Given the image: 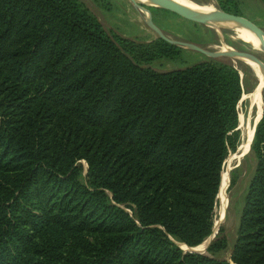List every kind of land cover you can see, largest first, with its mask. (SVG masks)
Listing matches in <instances>:
<instances>
[{
	"label": "trees",
	"instance_id": "16d2710c",
	"mask_svg": "<svg viewBox=\"0 0 264 264\" xmlns=\"http://www.w3.org/2000/svg\"><path fill=\"white\" fill-rule=\"evenodd\" d=\"M128 45L78 0H0V264H264V109L230 261L223 238L186 252L214 233L246 90L226 58L159 72Z\"/></svg>",
	"mask_w": 264,
	"mask_h": 264
},
{
	"label": "rangeland",
	"instance_id": "374dc122",
	"mask_svg": "<svg viewBox=\"0 0 264 264\" xmlns=\"http://www.w3.org/2000/svg\"><path fill=\"white\" fill-rule=\"evenodd\" d=\"M78 1L98 18L102 27L109 34L117 35L129 44L128 50L133 57H137L141 63L156 71H173L212 61L202 53L177 46H175L177 49L176 57L171 58L162 55L160 43L163 40L147 26V14L138 11L129 0ZM137 1L147 5L143 0ZM192 1L219 13L243 17L264 31V0ZM148 10L151 12L154 23L167 37L174 41L194 44L210 52L218 53H222L221 50L227 47L232 52L254 54L264 63V51L252 45L247 37L234 33V30L230 28H215L205 23L186 19L159 7L149 8ZM226 59L239 70L246 90V94L243 95L237 106L240 147L236 153L230 154L224 163L221 190L218 195V204L214 210L212 242L218 238H223L226 242L225 248L218 250L214 257L219 260L230 261L237 239L245 198L258 165V157L252 148V142L254 141L255 126L261 120L262 109H264V87L260 96L255 94L261 84L254 73V68L258 66L250 62L247 65L243 61ZM243 148L244 152H241ZM83 164L86 169L87 165ZM233 172H235L237 181L235 186L230 188ZM201 253L211 256L207 252V248L202 249Z\"/></svg>",
	"mask_w": 264,
	"mask_h": 264
},
{
	"label": "water",
	"instance_id": "95a60500",
	"mask_svg": "<svg viewBox=\"0 0 264 264\" xmlns=\"http://www.w3.org/2000/svg\"><path fill=\"white\" fill-rule=\"evenodd\" d=\"M130 2L133 3L134 7L138 10V11H142L144 13H146V24L147 26L154 31L161 40L165 41L166 43L173 45V46H177L180 47L182 49H189L191 51H195V52H199L202 53L204 55H206L207 57H209L210 59H218V58H229L231 60H238V61H243L245 62L247 65L248 63H253L256 66H258L263 74L264 77V63L262 62V60L251 53H247V52H238V51H234V52H225V53H218V52H210L200 46L194 45V44H188V43H184L181 41H174L172 39H170L169 37H167L164 32L154 23V21L152 20V15L151 12L148 10L149 8H153V7H149L147 5L141 4L139 3L137 0H129ZM156 5L160 6L159 8L174 12L186 19L189 20H193L196 22H200V23H207V22H215V21H228V22H234L238 25H242L248 29H250L251 31H253L257 38L261 41V45H262V49L264 51V31H262L258 26H256L254 23H252L251 21L240 17V16H236V15H232V14H227V13H218L215 16L212 17H207L204 16L200 13H197L195 11H192L190 9H187L185 7H182L172 1L169 0H152ZM260 122V121H259ZM258 122V124H259ZM258 124L256 125V128L258 126ZM256 128H255V132H256ZM255 137V135H254ZM254 140V139H253ZM253 143V142H252ZM218 199V197H217ZM213 235L210 236L202 245H204V249L208 248V246L211 244ZM200 245V246H202ZM196 247V248H188L186 246H182V249L185 250L186 252H197V253H201L202 250H199L198 248L200 247ZM184 247V248H183Z\"/></svg>",
	"mask_w": 264,
	"mask_h": 264
},
{
	"label": "bare ground",
	"instance_id": "6f19581e",
	"mask_svg": "<svg viewBox=\"0 0 264 264\" xmlns=\"http://www.w3.org/2000/svg\"><path fill=\"white\" fill-rule=\"evenodd\" d=\"M143 1L147 5H149L151 7H160V6L156 5L151 0H143ZM169 1H172V2L178 4V5L182 6V7H185L187 9H190L192 11H195V12L200 13V14H202L204 16H207V17H212V16H215V15H217L219 13L218 11L216 12V11H214L212 9H209L208 7H206L204 5L197 4V3H195L192 0H169ZM206 24L209 25V26H213L215 28H219V29L220 28H225V27L226 28H230V29L234 30V33H236L238 35H241V36H244V37H247L252 45L262 49V45H261L262 43L257 38L256 34L253 31H251L250 29H248V28H246V27H244L242 25H238V24H236L234 22H228V21L207 22ZM221 52L225 53V52H232V51L229 48L224 47L221 50ZM257 68H254V73L256 74L258 79L260 80L261 84L259 86V89L255 92V94L260 96L262 94V89L264 87V77H263L261 69L260 68L257 69ZM262 112H263V109H262ZM255 128H256V126H255ZM241 152H244V148L242 149ZM198 249L199 250L204 249V245L200 246Z\"/></svg>",
	"mask_w": 264,
	"mask_h": 264
}]
</instances>
